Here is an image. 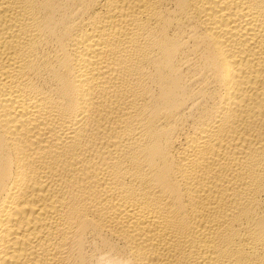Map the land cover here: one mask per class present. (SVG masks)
Listing matches in <instances>:
<instances>
[{
    "label": "bare ground",
    "instance_id": "1",
    "mask_svg": "<svg viewBox=\"0 0 264 264\" xmlns=\"http://www.w3.org/2000/svg\"><path fill=\"white\" fill-rule=\"evenodd\" d=\"M0 264H264V0H0Z\"/></svg>",
    "mask_w": 264,
    "mask_h": 264
}]
</instances>
